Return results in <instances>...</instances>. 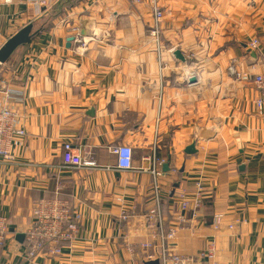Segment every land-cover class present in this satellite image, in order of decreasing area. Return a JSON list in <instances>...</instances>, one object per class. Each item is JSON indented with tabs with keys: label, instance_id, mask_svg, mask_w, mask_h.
I'll return each mask as SVG.
<instances>
[{
	"label": "crops",
	"instance_id": "0c3cea01",
	"mask_svg": "<svg viewBox=\"0 0 264 264\" xmlns=\"http://www.w3.org/2000/svg\"><path fill=\"white\" fill-rule=\"evenodd\" d=\"M160 5L156 38L148 3H0L6 40L30 21L38 30L0 65V78L26 91L14 108L27 131L16 137L14 158L0 164V212L9 223L0 264H144L148 252L159 258L161 244L144 226L154 153L169 165L160 177L165 226L180 210L177 195L203 179L204 205L174 238V251L191 257L189 264H264V115L254 103L256 84L240 75L264 73V0ZM83 21L90 42L80 53L68 40ZM253 38L261 41L257 57L249 51ZM65 142L102 168L65 166ZM193 143L196 152L187 153ZM121 144L133 149V169L117 168L110 148ZM58 183L60 197L83 214L80 232L62 255L30 256L25 230ZM216 213L225 220L219 230L212 228ZM209 240L211 260L202 256ZM145 242L155 246L145 249Z\"/></svg>",
	"mask_w": 264,
	"mask_h": 264
},
{
	"label": "built area",
	"instance_id": "2783aa9c",
	"mask_svg": "<svg viewBox=\"0 0 264 264\" xmlns=\"http://www.w3.org/2000/svg\"><path fill=\"white\" fill-rule=\"evenodd\" d=\"M36 6L47 5L48 0H29ZM134 4H150L155 20L151 34L159 38V23L163 18V9L160 0H131ZM0 3L12 4L14 0H0ZM72 37L80 53L86 52L90 38L82 36L79 27H72ZM6 41L4 34L0 31V47ZM261 41L253 38L250 41L251 48H259ZM4 63H2L3 65ZM1 65V64H0ZM232 74L236 73L235 66L229 68ZM243 79L253 80L259 90V96L254 103L258 111L264 115V73L261 74H240ZM26 100V91L17 89L10 85L9 81L0 78V164L14 158V147L17 136L27 133L23 125V115L14 108L15 104H23ZM158 126V124H157ZM110 151L117 156V168L123 170L133 169V149L129 145H114ZM63 163L65 166L73 168L96 169L102 166L92 156L82 155L74 151L69 142H65L63 147ZM152 167V194L153 204L145 214V228L153 230V238L161 244L159 260L161 264H189L193 259L189 256L179 254L173 249V240L178 232L184 230L189 224H194L198 218V212L204 205L205 190L203 179L200 177L195 182V189L192 192L186 190L177 195L180 202V210L175 218V222L165 226L164 215L162 213V186L160 177L163 175L161 169L165 159L153 154L151 157ZM63 190L62 183L57 184L56 195L52 199H42L38 201L33 212V221L25 230L26 241L28 242V254L35 256L40 253H47L51 256H59L64 252V246L70 244L79 234L83 214L71 203L60 197ZM134 207V206H133ZM125 208L122 210V219L131 216L134 209ZM223 214L216 213L213 216L212 228L219 230L224 224ZM230 229L234 228L232 223L228 224ZM9 234L8 218L0 212V251L4 247ZM145 249L153 248L152 242L142 244ZM215 255L214 241H208L202 256L213 259ZM148 259H153L154 254L148 252Z\"/></svg>",
	"mask_w": 264,
	"mask_h": 264
},
{
	"label": "water",
	"instance_id": "95a60500",
	"mask_svg": "<svg viewBox=\"0 0 264 264\" xmlns=\"http://www.w3.org/2000/svg\"><path fill=\"white\" fill-rule=\"evenodd\" d=\"M82 28H81V34L82 35H87L88 30L86 26V22H82ZM38 30H34V22L30 21L28 22L25 26H23L21 29H19L16 33H14L12 36H10L0 47V64L5 63L8 61V59L11 57L13 52L21 45L27 44L30 42L31 38L35 33H37ZM74 40L73 37H70L68 40V46H70L71 42ZM250 53H252V56L257 57V50L255 48H249ZM179 60L186 62V57L185 55L180 51L176 50L174 54ZM196 77L193 76L190 78L189 82L190 83H195L196 82ZM187 153H195L196 148H195V143L191 144L188 146L186 149ZM164 171L169 170V165L166 163L163 165ZM144 264H161L160 260L154 259V260H149L144 262Z\"/></svg>",
	"mask_w": 264,
	"mask_h": 264
},
{
	"label": "rangeland",
	"instance_id": "374dc122",
	"mask_svg": "<svg viewBox=\"0 0 264 264\" xmlns=\"http://www.w3.org/2000/svg\"><path fill=\"white\" fill-rule=\"evenodd\" d=\"M5 63H6V62H5ZM1 65H2V64H1ZM3 65H4V64H3ZM189 225H191V224H189ZM189 225H188V227H189ZM146 258H147V256H146ZM149 260H152V259H149ZM149 260H148V258H147V261H149Z\"/></svg>",
	"mask_w": 264,
	"mask_h": 264
},
{
	"label": "bare ground",
	"instance_id": "6f19581e",
	"mask_svg": "<svg viewBox=\"0 0 264 264\" xmlns=\"http://www.w3.org/2000/svg\"><path fill=\"white\" fill-rule=\"evenodd\" d=\"M191 77H193V76H191Z\"/></svg>",
	"mask_w": 264,
	"mask_h": 264
}]
</instances>
